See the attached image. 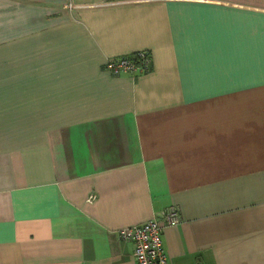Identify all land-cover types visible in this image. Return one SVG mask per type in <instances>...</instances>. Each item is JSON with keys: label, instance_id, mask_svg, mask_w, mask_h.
Instances as JSON below:
<instances>
[{"label": "crops", "instance_id": "crops-1", "mask_svg": "<svg viewBox=\"0 0 264 264\" xmlns=\"http://www.w3.org/2000/svg\"><path fill=\"white\" fill-rule=\"evenodd\" d=\"M169 204L168 264H264V0H0V264H137Z\"/></svg>", "mask_w": 264, "mask_h": 264}, {"label": "built area", "instance_id": "built-area-1", "mask_svg": "<svg viewBox=\"0 0 264 264\" xmlns=\"http://www.w3.org/2000/svg\"><path fill=\"white\" fill-rule=\"evenodd\" d=\"M150 50L141 48L133 52L118 54L104 59L103 66L113 74L141 73L151 67ZM93 198L92 194L88 196ZM176 206L169 204L160 217H151L143 223L132 224L117 229L120 237L132 240L133 253L137 264H168L163 243L162 227L179 223Z\"/></svg>", "mask_w": 264, "mask_h": 264}]
</instances>
